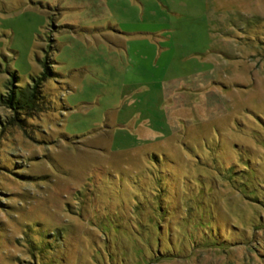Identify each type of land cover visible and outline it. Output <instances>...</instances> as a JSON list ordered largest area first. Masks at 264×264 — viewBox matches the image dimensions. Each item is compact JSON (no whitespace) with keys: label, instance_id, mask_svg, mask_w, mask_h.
<instances>
[{"label":"rangeland","instance_id":"1","mask_svg":"<svg viewBox=\"0 0 264 264\" xmlns=\"http://www.w3.org/2000/svg\"><path fill=\"white\" fill-rule=\"evenodd\" d=\"M45 57L0 264H264V0H0V93Z\"/></svg>","mask_w":264,"mask_h":264},{"label":"trees","instance_id":"2","mask_svg":"<svg viewBox=\"0 0 264 264\" xmlns=\"http://www.w3.org/2000/svg\"><path fill=\"white\" fill-rule=\"evenodd\" d=\"M43 71L39 75L30 76V81L24 85L18 84V76L11 72L6 91L0 93V105L11 113L6 120L0 119V140L9 126L18 125L22 130L29 118L34 119L51 108L50 102L43 94V83L50 75L57 77L51 70V64L45 57L42 61Z\"/></svg>","mask_w":264,"mask_h":264}]
</instances>
